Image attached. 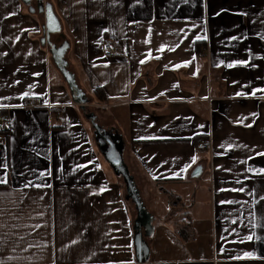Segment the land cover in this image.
<instances>
[{
	"label": "crops",
	"instance_id": "1",
	"mask_svg": "<svg viewBox=\"0 0 264 264\" xmlns=\"http://www.w3.org/2000/svg\"><path fill=\"white\" fill-rule=\"evenodd\" d=\"M42 3L87 102L40 42L37 5L0 0V264H137V211L96 139L149 216L144 264H264V0Z\"/></svg>",
	"mask_w": 264,
	"mask_h": 264
},
{
	"label": "water",
	"instance_id": "2",
	"mask_svg": "<svg viewBox=\"0 0 264 264\" xmlns=\"http://www.w3.org/2000/svg\"><path fill=\"white\" fill-rule=\"evenodd\" d=\"M33 1H36L37 5V13L44 15V36L40 39V42L43 45H47L51 49H49V53L51 54L52 60L58 69V71L61 73L64 81L66 82L68 86V90L71 94V98L73 100H76L80 103L87 102L86 99H81L82 94L78 90L77 86L73 82V78L71 74L66 70V62L63 60L64 51L66 49L67 43L64 42L61 46L55 47V45H50V36L52 34H56L60 32V26L59 23L52 11V7L49 4L42 3V0H21V2L29 6V12L34 13V8H32L31 3ZM91 121V125L93 126L95 130V134H100L102 132V129L94 122L93 117H89ZM98 145V150L105 159V161L109 164V166L114 170V172L117 175H121L124 179L126 190L129 194V198L131 202L134 204L135 209L137 211V222L135 223V234H134V246L136 250V260L137 264H144L146 255H147V246L145 242L143 241L142 235H141V227L143 225H146L147 219H149V216L145 213L144 206L142 202L140 201V198L138 196V192L134 186V183L132 179L128 176V174L125 171V167L122 164L121 156L119 152V148L114 147L113 142H111L109 139L104 140V144L108 147H105L102 144V141L99 139H96ZM111 147V149H110Z\"/></svg>",
	"mask_w": 264,
	"mask_h": 264
},
{
	"label": "built area",
	"instance_id": "3",
	"mask_svg": "<svg viewBox=\"0 0 264 264\" xmlns=\"http://www.w3.org/2000/svg\"><path fill=\"white\" fill-rule=\"evenodd\" d=\"M117 50L114 48L113 44L107 42L103 45V55L106 58H109L115 54H117ZM37 107L31 102L27 101L23 104L22 108L24 109H33ZM12 127V122L10 115L2 108H0V142L5 143L7 140V136L9 135ZM202 144H198V148H202Z\"/></svg>",
	"mask_w": 264,
	"mask_h": 264
},
{
	"label": "snow or ice",
	"instance_id": "4",
	"mask_svg": "<svg viewBox=\"0 0 264 264\" xmlns=\"http://www.w3.org/2000/svg\"><path fill=\"white\" fill-rule=\"evenodd\" d=\"M104 31H107V29H104ZM197 39H200V37H197ZM143 62L144 61L142 60L141 63H143ZM185 63H187V62H185ZM233 63H244V61H234ZM229 67H231V65H229ZM24 95H27V93H24ZM237 95H240V93H237ZM229 147H231V145H229ZM195 159H196V157L193 156L192 157V160L195 161ZM80 167H83V165H80ZM187 167L188 166L185 165V168H182L181 171H185ZM253 171L257 172V174H264V168H261V169H258V170H253ZM40 175L41 176H44L45 173L44 172H41ZM173 175H176V173H173ZM6 183H7L6 178L5 177H0V184H6ZM42 186H44V185H40V184H35L34 185V184H32L31 181H29L28 183H26L24 185V187H26V188H28V187H36V188H39V187H42ZM100 190L101 191H104L103 188H101ZM236 190H238L240 192H243L244 191V188L241 187V188L236 189ZM261 199L264 200V197H261ZM37 227H39V226L37 225ZM253 227H255V224H253ZM246 239L251 240V239H253V237L252 236H248V237H246ZM73 243H75V241H73ZM243 255H244L245 258H250V257H252L253 254L252 253H249V252H245ZM127 264H131V261L127 262Z\"/></svg>",
	"mask_w": 264,
	"mask_h": 264
},
{
	"label": "rangeland",
	"instance_id": "5",
	"mask_svg": "<svg viewBox=\"0 0 264 264\" xmlns=\"http://www.w3.org/2000/svg\"><path fill=\"white\" fill-rule=\"evenodd\" d=\"M35 19H37L41 25V28H40V39L43 37V34H44V30H43V25H44V22H43V19H42V16L41 14H38V13H35L34 16H33ZM46 46V45H45ZM128 202L130 203V205L132 206L133 208V203L130 201V199L128 198Z\"/></svg>",
	"mask_w": 264,
	"mask_h": 264
},
{
	"label": "trees",
	"instance_id": "6",
	"mask_svg": "<svg viewBox=\"0 0 264 264\" xmlns=\"http://www.w3.org/2000/svg\"><path fill=\"white\" fill-rule=\"evenodd\" d=\"M202 47H204V42H198L195 44V50L196 53L200 54ZM95 93H98V90L95 91Z\"/></svg>",
	"mask_w": 264,
	"mask_h": 264
},
{
	"label": "flooded vegetation",
	"instance_id": "7",
	"mask_svg": "<svg viewBox=\"0 0 264 264\" xmlns=\"http://www.w3.org/2000/svg\"><path fill=\"white\" fill-rule=\"evenodd\" d=\"M32 3L36 5V1H33Z\"/></svg>",
	"mask_w": 264,
	"mask_h": 264
}]
</instances>
